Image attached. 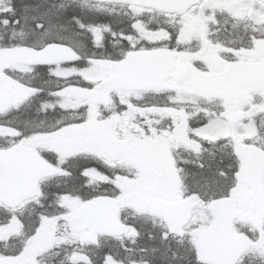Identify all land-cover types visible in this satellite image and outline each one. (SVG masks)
I'll list each match as a JSON object with an SVG mask.
<instances>
[{"label": "snow or ice", "instance_id": "snow-or-ice-1", "mask_svg": "<svg viewBox=\"0 0 264 264\" xmlns=\"http://www.w3.org/2000/svg\"><path fill=\"white\" fill-rule=\"evenodd\" d=\"M0 264H264V0H0Z\"/></svg>", "mask_w": 264, "mask_h": 264}]
</instances>
